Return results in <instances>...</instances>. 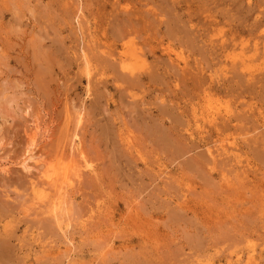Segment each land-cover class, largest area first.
I'll return each instance as SVG.
<instances>
[{"label":"rangeland","instance_id":"374dc122","mask_svg":"<svg viewBox=\"0 0 264 264\" xmlns=\"http://www.w3.org/2000/svg\"><path fill=\"white\" fill-rule=\"evenodd\" d=\"M0 264H264V0H0Z\"/></svg>","mask_w":264,"mask_h":264},{"label":"bare ground","instance_id":"6f19581e","mask_svg":"<svg viewBox=\"0 0 264 264\" xmlns=\"http://www.w3.org/2000/svg\"><path fill=\"white\" fill-rule=\"evenodd\" d=\"M121 50L122 52L119 54V56L121 58L120 64L122 65V69L132 74V72L134 71L135 65L133 66V63H128V62L125 63L126 61L125 59L127 60L131 59L132 62L138 65V63L141 61L139 60L140 59L138 57L139 55L136 56L137 53L135 54V53L129 52V43L128 44L123 43L121 46ZM123 57H125V59ZM215 115H218V114H215ZM209 117L212 119L214 115L210 114ZM28 144L29 145L27 149H30V150H28L27 152L30 154L31 148L29 147H33L34 145V134L30 137ZM63 157H64L63 152L59 151L55 153L53 157H50L51 160L49 158L47 162L41 163L42 170L40 172V178L42 180L41 182L42 187L39 188L38 191L33 189L34 193L36 194L34 196V201H36V204L38 205L39 203L41 205L43 203V206L46 205L48 209L45 206H44L45 207L44 209H47L49 212V215L51 214L53 216V219H55L57 222L59 221L61 222L62 220L60 218V214L63 213V205L65 204V200H66L65 198L67 194H69L68 192L69 189L72 187V183H73L72 179L74 180L73 176H77L79 174L78 168H76V166L72 162H65L64 161L65 158L63 159ZM33 159L34 158L31 155H29V157L27 158V160H33ZM34 162L36 164L38 163L37 161H34ZM23 168H27V166L23 165ZM48 189L49 191L51 190V192L49 191L47 192L46 190ZM52 192H54V195ZM50 193H52L53 197L49 196ZM44 202L47 204H45ZM40 205L38 208H41ZM44 212L45 211H42V213Z\"/></svg>","mask_w":264,"mask_h":264}]
</instances>
